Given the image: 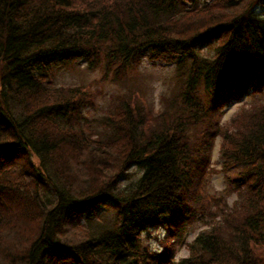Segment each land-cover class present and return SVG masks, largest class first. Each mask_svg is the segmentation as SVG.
<instances>
[{
	"label": "trees",
	"instance_id": "obj_1",
	"mask_svg": "<svg viewBox=\"0 0 264 264\" xmlns=\"http://www.w3.org/2000/svg\"><path fill=\"white\" fill-rule=\"evenodd\" d=\"M259 4L0 0V264H264ZM145 53L172 68L157 107L136 95ZM81 60L119 87L92 117V87L51 77ZM217 138L220 190L206 177Z\"/></svg>",
	"mask_w": 264,
	"mask_h": 264
},
{
	"label": "rangeland",
	"instance_id": "obj_2",
	"mask_svg": "<svg viewBox=\"0 0 264 264\" xmlns=\"http://www.w3.org/2000/svg\"><path fill=\"white\" fill-rule=\"evenodd\" d=\"M256 10L258 13L264 14V4H259ZM206 49L207 47L203 48V50L205 51ZM85 64L86 62L84 60L78 61L75 63V65L72 64L73 66H71V69H60V71H58L54 75V77L53 75L51 77L54 78V84H72L75 82L74 84H82L85 87L88 86V88H94V90L96 91L94 103L98 105V107H96L98 109H93L92 107H86L83 109L86 115L92 117L96 114H100V110H104L109 107V104L112 101L111 97H113L119 91V87L117 86V84H113L108 79H102L103 75L100 68L87 70L84 67ZM77 69H80L81 71H77ZM171 69V65H166V63H160L159 61H156L154 63L153 61L149 60L147 57V53H145L144 57L142 58V63L138 67L139 72L137 73V75L139 76H137V78L140 79V73H142L145 75L146 79L144 80V82L141 83V86L138 87L141 88V90H137L136 95L140 97L143 96L144 98L148 96L149 99L151 97L154 105L157 107L159 95L167 91L169 88L168 85L172 71ZM253 98L254 94L248 92L241 99L233 100L230 104H228L227 107L224 109L223 114L221 115L222 123L226 124L229 118L236 112H238L242 106H249L253 101ZM219 146V138H217L215 140L211 152L212 157L209 169L212 170L209 171L208 169V173H206V177H209L210 183L213 185L214 188L218 190L223 189L225 186V175L224 172L220 170L221 166L217 159ZM37 160L38 159L34 158L35 162H37ZM135 170H137V168H135ZM139 172L140 171H138L137 173ZM230 174L234 175V172H231ZM235 197V194H230L228 197H226L227 202L229 203V201H231L232 203ZM205 228L206 226L201 223H196L195 225H193L185 237V242H190L201 230ZM163 234L164 230L162 228L152 229L150 232L147 233V242L152 247H158V238L161 237ZM188 254L189 251L187 249V246L183 244L181 247L177 248L173 258L175 261H178L179 259L187 256Z\"/></svg>",
	"mask_w": 264,
	"mask_h": 264
},
{
	"label": "clouds",
	"instance_id": "obj_3",
	"mask_svg": "<svg viewBox=\"0 0 264 264\" xmlns=\"http://www.w3.org/2000/svg\"><path fill=\"white\" fill-rule=\"evenodd\" d=\"M229 203H231V201H229Z\"/></svg>",
	"mask_w": 264,
	"mask_h": 264
}]
</instances>
